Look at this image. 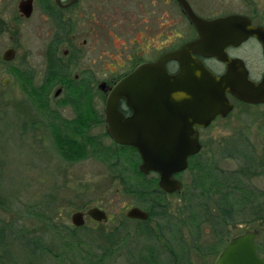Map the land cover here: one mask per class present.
Returning a JSON list of instances; mask_svg holds the SVG:
<instances>
[{"label": "rangeland", "instance_id": "374dc122", "mask_svg": "<svg viewBox=\"0 0 264 264\" xmlns=\"http://www.w3.org/2000/svg\"><path fill=\"white\" fill-rule=\"evenodd\" d=\"M18 1L8 0L7 5ZM230 3L240 14L264 10V0ZM35 23L23 26L15 61L7 67L0 64V264H215L230 238L243 234L246 225L260 231L256 243L264 257L263 199L237 205L239 195L234 193L233 223L217 225L214 205L219 196L201 197L194 187L199 177L190 169L178 177L185 190L165 194L151 210L139 193L145 189L129 186H150L155 180L158 186V176L136 182L138 154L114 145L103 127L90 132L100 137V146H86L83 157L75 160L62 155L59 147L68 142V147L83 146L76 132L64 126L74 118L70 97L55 98L58 87L49 99L35 97L38 79L23 82L13 72L18 67L30 75L44 70L41 53L47 36ZM11 32L0 42V60ZM5 78L10 79L7 84ZM104 100L97 95L98 111ZM231 102L235 106L227 118L200 132L201 154L228 177L235 174L248 190L264 194V105ZM134 206L150 210V222L127 219ZM93 207L104 210L108 221L86 216L85 225L76 230L72 215ZM29 241L38 245L35 256L23 245Z\"/></svg>", "mask_w": 264, "mask_h": 264}, {"label": "flooded vegetation", "instance_id": "af4514ba", "mask_svg": "<svg viewBox=\"0 0 264 264\" xmlns=\"http://www.w3.org/2000/svg\"><path fill=\"white\" fill-rule=\"evenodd\" d=\"M7 1L0 0L1 44L2 38L9 35V31L12 34L8 36L9 43H4L0 64L7 67L15 61L17 47L23 40L22 28L26 22L35 20L36 27H40L39 30L47 36L41 53L44 70L30 75L18 67L13 72L23 82L31 83L38 79L39 87L32 91L35 97L44 95V98L49 99L55 87H58L55 98L68 94L74 118L65 122L64 126L71 133L76 132L85 146L101 145L100 137L91 135L90 132L94 128L103 127L106 136L118 148L135 150L119 145L112 139L108 132L105 107L111 90L141 67L158 65L172 78L178 76L184 68L193 76L194 70L198 68L220 78L228 72L227 61H238L244 64L251 80L260 82L264 77V51L255 37H250L238 46L228 47L218 38L217 55L205 46L212 38H206L202 46L190 48L191 45L203 41V37L180 0H19L10 6ZM24 1H28L32 7L30 17H26L20 10ZM185 2L204 23L241 16L250 23L246 20L243 24L248 23L254 28L264 29V10L255 9L251 14L236 13L232 10L230 0ZM10 51L12 53L8 54ZM171 55L174 57L167 59ZM8 56H12V59L6 60ZM255 69L257 70L254 73ZM9 80L5 78L3 83L7 84ZM97 95L105 99L101 111L95 106ZM119 111L125 118L133 116V111L123 100L119 103ZM199 130L201 132L205 129ZM136 153L140 166L141 157L137 151ZM183 173L176 175V179L180 180L178 177ZM156 175L159 179V175ZM159 190L164 196H171L183 192L185 186L183 183L182 190L174 194H168L160 188ZM142 210L149 214L148 220L130 221L144 224L150 222V210ZM248 231L259 230H248L246 225L244 233ZM258 237L259 235L254 240L255 245ZM256 248L259 254L257 245Z\"/></svg>", "mask_w": 264, "mask_h": 264}, {"label": "water", "instance_id": "95a60500", "mask_svg": "<svg viewBox=\"0 0 264 264\" xmlns=\"http://www.w3.org/2000/svg\"><path fill=\"white\" fill-rule=\"evenodd\" d=\"M180 1L203 37V41L190 48L202 46L206 38H212L205 46L217 55L218 38L228 47L255 37L264 51V29L250 26L245 17L204 23L185 0ZM20 10L26 17L32 14L28 1L21 3ZM246 20L249 24H243ZM5 59L11 60L12 56ZM227 64L228 72L220 78L198 68L193 76L184 68L172 78L158 65L144 66L118 83L107 98L105 111L110 136L119 145L134 148L142 161L139 171L143 175L158 174V186L168 194L182 190L183 183L175 176L187 171L189 160L202 151L199 129H207L218 117L227 118L234 110L231 98L251 106L264 105V77L255 82L249 78L243 63L227 61ZM121 100L133 111L132 117L125 118L119 111ZM86 216L99 223L108 221L104 210L93 207L74 213L73 226L83 227ZM126 218L146 221L149 214L134 207L128 210ZM258 235L259 231H248L232 238L216 264H264L254 242Z\"/></svg>", "mask_w": 264, "mask_h": 264}, {"label": "trees", "instance_id": "16d2710c", "mask_svg": "<svg viewBox=\"0 0 264 264\" xmlns=\"http://www.w3.org/2000/svg\"><path fill=\"white\" fill-rule=\"evenodd\" d=\"M45 100V99H44ZM45 101H40L41 107H44ZM64 142V141H63ZM66 143V142H64ZM69 142L66 143L64 146L59 147L62 153V155L65 158H69L72 160H75L77 157H83L85 153V145L80 146L76 148V146L73 145V147H68ZM87 148V147H86ZM129 150V149H128ZM131 151L135 152V150ZM79 157V158H80ZM78 158V159H79ZM134 163L138 164V159H135L134 157ZM135 166V177L134 180L136 182H141L145 180V176L140 173V171ZM192 169L195 174L199 177L195 183V189L199 191L201 197L203 198H212L213 195H218L220 201L217 202L214 208V210L218 213V216L215 218V222L217 225H224L225 227L233 223L231 220H229V217L233 214V209L231 207V201L235 198V196L238 194L239 199L237 201V205H243L245 203L252 204V203H258L262 199L264 200V194H256L251 190H248L245 188L241 182V180L235 175L230 174L229 177L224 173L219 171V169L216 167L215 163L211 162L207 156L202 155L201 153L197 156L193 157L190 160V165L188 170ZM157 181L155 180L151 185L143 186L140 188V183H135L129 186V189H143L144 192H139L141 197L147 198L144 201L145 204H150V209L153 210L154 207H156L157 200L162 198L164 194L159 190V187L156 185ZM142 184V183H141ZM203 185L207 186V189L203 188ZM158 188H157V187ZM237 193V194H234ZM142 199V198H141ZM260 204V203H259ZM261 206H264V201H261ZM264 208V207H263ZM152 214V213H151ZM152 216L153 214L151 215ZM199 225V224H198ZM81 228H76V230H79ZM196 229L199 230V226H196ZM24 247L29 251V253L32 256L36 255V250L38 249L37 243L34 245L33 242H25ZM34 245V246H33ZM258 246V244L256 243ZM259 251V250H258ZM259 254L261 255V252L259 251ZM175 262V260H173Z\"/></svg>", "mask_w": 264, "mask_h": 264}]
</instances>
